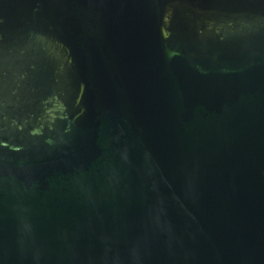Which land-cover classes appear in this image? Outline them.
<instances>
[{"label": "water", "instance_id": "1", "mask_svg": "<svg viewBox=\"0 0 264 264\" xmlns=\"http://www.w3.org/2000/svg\"><path fill=\"white\" fill-rule=\"evenodd\" d=\"M0 264H264V0H0Z\"/></svg>", "mask_w": 264, "mask_h": 264}]
</instances>
